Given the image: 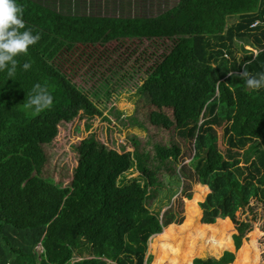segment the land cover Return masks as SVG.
I'll return each instance as SVG.
<instances>
[{"label":"trees","instance_id":"obj_1","mask_svg":"<svg viewBox=\"0 0 264 264\" xmlns=\"http://www.w3.org/2000/svg\"><path fill=\"white\" fill-rule=\"evenodd\" d=\"M105 1L123 10L140 3ZM156 1L143 0L134 15L117 16L94 11L97 0H16L26 28L41 39L18 57L13 80L0 72V264H151L152 257H146L154 230L148 207L170 204L171 198H164L162 189L151 192L157 184L150 170L162 182L176 174L178 167L170 159L178 161L181 154L180 145L171 148L176 129L181 139L193 143L198 158L191 169L181 168L182 177L195 178L211 192L200 203L203 224L196 222L198 198L192 201L190 193L189 215L179 227L170 225L177 222L171 215L170 226L160 229L154 216L153 264H213L214 258H198L200 246L192 243L193 236L223 249L228 233L247 217L245 202L252 207L264 194V144L248 167L239 162L240 151L264 128V89L248 90L240 78L244 70L264 73V0H177L171 8L159 5L154 13ZM236 17L238 23L230 25ZM247 38L259 50L255 57L249 51L239 56L236 40ZM127 41L148 42L152 51L151 74L140 79V93L124 94L117 103L124 118L143 121L152 115L155 126L125 130L136 133L125 140L141 144V155L117 151L113 130L104 127L102 138L114 149L94 135L83 140L74 147L79 159L71 184L55 185L44 173L49 159L45 147L53 144L63 124L79 117L90 130L91 121L103 116L93 100L98 88L106 87L111 96L114 77L126 66L106 67L103 56L84 50ZM142 58L143 52L138 63ZM25 62L31 65L27 70ZM80 71L85 83H97L91 88L76 84ZM36 83L53 96L52 106L39 113L24 107ZM219 128L226 155L219 148ZM155 144L162 147L157 156L163 168L153 161ZM135 170L140 175L129 178ZM252 231V245L236 252L234 264H259L260 231L256 225Z\"/></svg>","mask_w":264,"mask_h":264},{"label":"rangeland","instance_id":"obj_2","mask_svg":"<svg viewBox=\"0 0 264 264\" xmlns=\"http://www.w3.org/2000/svg\"><path fill=\"white\" fill-rule=\"evenodd\" d=\"M88 1L91 2L92 0ZM126 1L127 0H124V3H122V5H129L128 3L126 4ZM101 2H104L102 3V7ZM101 2L100 0L94 2V11L98 13L100 12L104 15L117 16L123 15L121 14V12H123L124 15L128 16V13L132 15L135 14L138 9L137 5L140 6V3L142 4L143 0H140V3L136 2L134 6H127L125 10L121 8L117 9L114 1L106 2L105 0H102ZM176 2L177 0H157L154 3L152 11L156 13V11H158L159 5L162 7V9L171 8L176 4ZM238 21L239 19L237 17L231 18L229 19V24H236L238 23ZM247 41H249V43ZM247 41L238 39L236 40V46L239 52V56L244 57L246 55V51H249L255 57L258 54L259 50L255 45L251 44L252 40L250 38H247ZM149 45L150 44L148 42H145L144 44H139V42L137 41H127L120 43L113 42L107 45L106 47H89L84 50L88 53L96 52L103 56L102 63L103 65H106V67L110 66L112 63H125L126 66L119 77H114V81L116 83V90L114 93L111 94V96L108 95L109 90L106 87H100L97 91L99 94L98 99L96 100L93 97V100L103 111V116L91 121V123H93L92 128L90 130H87L86 124L88 123V121L84 117H79L72 123L63 124L64 128L59 132L53 144L45 147L49 155V159L46 164V167L44 168V173L45 176H48L54 181L55 185H61L63 187H66L71 184L74 169L77 166L79 159V155L74 151V147L79 146L83 140L89 137L94 138L92 136L94 135L98 141H100L101 143L104 142L103 144L105 146L110 149H114L113 146L108 145L106 143L107 141L103 140L102 138V130L106 131L104 127H109L113 130L114 135L112 136L117 139V151L120 152L122 151V148H124L127 152L140 154L139 148L141 147V144L137 142L128 143V141L125 140L128 135L136 133H125V130L127 127H133L135 125H139L141 127H145L148 124L153 125L151 121L152 115H150L149 119L143 121H139L137 118H124L118 109L117 103L120 101L124 94H132L133 92L140 93V91H138V88L140 89V87L142 86V81H140V79L143 75L148 76L151 74L153 64L150 57L152 51ZM141 52H143L145 56V58H142L144 62L138 63L136 57H140ZM108 59L110 60V62H107ZM98 64L99 66H102L100 62ZM82 67L83 66H81V68ZM82 73L83 72L80 71L79 75L76 76L73 80L76 84L91 88L93 84L95 85V83H97V79H94L89 83H85V80L81 76ZM142 93L143 91H141V94ZM217 130L219 135V148L221 152L226 155L227 146L226 141L224 139V130L223 128H219ZM177 131L178 130L176 129V143L172 145L171 148L175 147L176 145H180L181 154L178 158V161L174 160L173 158H170L175 162V165L178 167L176 174L168 176L167 178H165L166 180L162 182L157 177V175L155 176L153 170H150L152 172L153 180L155 184H157L156 187L151 189V192H154L157 189H162V191H164V198L166 197V199L168 198V200H170L171 198L170 204H167L168 206L164 205L165 203H157L155 206H152L150 208L148 207L152 217V227L154 230L153 236L156 235V228L154 226V216H157L159 218L161 225L160 229H162V227H169L170 225H175L179 227L186 221L189 215L188 200H190L187 198L186 193L192 194V201L198 198L196 200V205L199 211L197 213L196 222H198L199 224L202 223L204 211L200 208V203L204 202L211 192L208 186H204L200 183H197L195 178L193 180H186L182 177L181 168H183L184 166H188V168L191 169L192 163H194L198 158L195 155L193 143L190 140L181 139L178 136ZM137 135L139 134L137 133ZM142 136L145 135L143 134ZM263 141L264 128L260 131V136L256 141L248 143L247 146L240 151L241 155L239 157V162L241 167H248L253 160L258 158L260 150L263 149ZM159 148L162 147H160L158 144H155L154 155L152 158L153 161L157 164L156 167L160 166L159 168H163V166H161V162H163V160L158 159L157 156V150ZM145 167L147 171H149L150 167ZM139 175L140 172L138 170H135L134 174L129 175L128 177L134 178L138 177ZM204 188H207L206 191L202 190ZM258 196L259 201L254 203V206L252 207H249L247 205L248 203L245 202L243 207H247V217L239 226H235L234 230H231L228 233V243L223 246V249H221L219 246L215 247L217 244L214 245V243L209 242L210 240H205L201 238L194 239L193 236L192 243L196 244L197 247L200 246L198 258H214L213 264H234L237 258L236 252L239 251L240 248L244 245H252L255 237L252 233V227L253 225H256V228L260 231V234L256 240V248L260 253L259 264H264V194L262 196ZM144 203L146 205L145 201ZM165 206H167L168 208L164 209ZM163 209L165 211H167L168 209H172V212L170 213V215L167 214L165 216V211L163 212V214H161ZM171 215L175 217V220L177 222L167 225L166 221ZM220 220L222 219H218L215 224H218ZM156 225H158V223H156ZM153 236L149 240L148 253L146 257V259L149 256L152 257L151 264L155 262L156 258L151 246L152 240L154 238ZM227 246H229V248H227ZM252 249L254 250L253 247ZM37 251L39 253H42L43 248L39 246L37 247Z\"/></svg>","mask_w":264,"mask_h":264},{"label":"clouds","instance_id":"obj_3","mask_svg":"<svg viewBox=\"0 0 264 264\" xmlns=\"http://www.w3.org/2000/svg\"><path fill=\"white\" fill-rule=\"evenodd\" d=\"M40 39L39 33L34 34L32 29L26 28L23 10L16 0H0V72H5L9 79L14 78L18 68V57L27 55L29 48ZM30 67L28 62L22 65L24 70ZM240 78L248 90L264 89V73L252 74L244 70ZM52 104L53 96L48 88L36 83L31 92L27 93L24 107L39 113L50 108Z\"/></svg>","mask_w":264,"mask_h":264},{"label":"built area","instance_id":"obj_4","mask_svg":"<svg viewBox=\"0 0 264 264\" xmlns=\"http://www.w3.org/2000/svg\"><path fill=\"white\" fill-rule=\"evenodd\" d=\"M254 26H256V24Z\"/></svg>","mask_w":264,"mask_h":264},{"label":"water","instance_id":"obj_5","mask_svg":"<svg viewBox=\"0 0 264 264\" xmlns=\"http://www.w3.org/2000/svg\"><path fill=\"white\" fill-rule=\"evenodd\" d=\"M166 212V211H165ZM152 238V237H151ZM193 264V263H192Z\"/></svg>","mask_w":264,"mask_h":264},{"label":"crops","instance_id":"obj_6","mask_svg":"<svg viewBox=\"0 0 264 264\" xmlns=\"http://www.w3.org/2000/svg\"><path fill=\"white\" fill-rule=\"evenodd\" d=\"M195 260V259H194Z\"/></svg>","mask_w":264,"mask_h":264}]
</instances>
